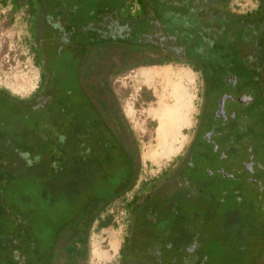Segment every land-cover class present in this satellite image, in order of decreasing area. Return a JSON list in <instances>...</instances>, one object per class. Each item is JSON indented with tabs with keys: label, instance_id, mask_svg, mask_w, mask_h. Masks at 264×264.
<instances>
[{
	"label": "trees",
	"instance_id": "16d2710c",
	"mask_svg": "<svg viewBox=\"0 0 264 264\" xmlns=\"http://www.w3.org/2000/svg\"><path fill=\"white\" fill-rule=\"evenodd\" d=\"M8 1L15 11L24 5L17 0ZM194 1L178 0L184 5ZM255 1L257 6L248 12L221 10L224 22L217 31L196 25L167 26L171 16L165 0H122L112 10L108 23L117 19L134 29L139 37L135 44L108 35L99 42L73 44L65 36L47 35L50 29L58 30V25H46L43 30L38 24L29 23V48L40 69L39 81L27 98L0 88V264H60V258L64 260L62 264H79L87 256L90 228L94 222L97 229L113 225L111 208L119 200L128 218L127 234L119 248L120 263L159 264L156 252L161 246L157 244L161 235L149 229V218L156 210L163 215L173 204L196 202L187 194L180 196L181 201H170L168 196L173 191L169 185L139 181L140 163L131 147L134 142L128 141L132 133L103 72L115 68L118 62L121 69L133 64L175 62L196 71L207 90L224 85L226 77L234 74L251 79L261 92L264 0ZM134 2L137 12L129 7ZM215 2L222 0L208 3ZM148 20L161 25L158 34L140 31V22ZM93 29L100 34L99 29ZM116 44L122 48L117 61L112 59L103 70H91V52L100 55L112 46L118 47ZM75 47L79 51L73 57ZM147 49H155L161 55L152 58L145 54ZM134 51L141 52L142 59L129 63ZM91 73L95 80L91 76L93 80L85 86L82 77ZM261 115L264 121V111ZM19 160L21 169L16 166ZM187 164L182 162L174 173L177 175ZM146 190L145 200L141 201ZM60 217L64 222L58 225L56 219ZM42 222L48 227L47 237L43 235ZM170 237L171 234L161 242L164 247ZM139 238L147 241L142 248L136 244ZM36 240L39 250L34 245L31 251L29 247ZM235 248L233 241H222V264L239 262L245 247L238 252ZM21 249L25 251L24 260L14 255L15 250Z\"/></svg>",
	"mask_w": 264,
	"mask_h": 264
},
{
	"label": "rangeland",
	"instance_id": "374dc122",
	"mask_svg": "<svg viewBox=\"0 0 264 264\" xmlns=\"http://www.w3.org/2000/svg\"><path fill=\"white\" fill-rule=\"evenodd\" d=\"M121 1L17 0L16 3L22 2L24 5L20 11H15L10 1L0 0V88L19 98H27L39 81L40 69L34 64L29 48V23H36L44 30L46 25L56 26L60 19L64 20V26L69 31L65 30L63 34L73 44L99 42L104 35L112 36L117 41L137 43L139 37L134 29L124 28L117 33L113 30L110 34H97L93 29L102 26V22L97 21L100 12L113 17L112 10ZM256 4L254 0H233L230 7L243 13L255 8ZM122 12L125 16L124 9ZM140 27L142 32L151 30L147 25ZM73 50V57H76L79 47ZM121 50V45H118L100 55L91 52L90 69L103 70L112 59L117 61V54ZM142 56L141 52L134 51L129 55L128 62L137 63ZM118 63V66L103 73L131 130L132 138L128 141L134 142L131 147L140 163L139 181L160 179L159 184L169 185L172 195L177 197L185 196L183 188L189 184L197 185L191 189L194 192L191 198L196 202L194 205L190 201L182 206L173 204L163 211L164 216L155 209L148 226L152 232L157 231L161 235L157 244L167 241L177 227L185 232L188 240L197 242L200 247L204 246L205 241L213 239L211 246L206 248L207 252L221 249L223 240L233 241L237 246L235 252H238L242 246L248 248L252 242L264 239V132H253L257 118L261 119L262 115L256 114L257 118H253L250 125L242 120L234 126L231 138L236 140L231 148L224 150L231 163L212 151L207 159L198 163L200 167L204 164L209 168L208 173L202 169L196 172L187 169L178 175L167 173L164 178L161 175L177 163V157L185 151L197 124L202 104L200 75L190 66L175 62L133 64L125 69H121ZM91 76L92 73L82 77L85 86L95 80ZM261 102V97H257L254 104L260 105ZM239 141L248 143L241 146ZM239 157L250 158L253 170L248 172L241 167ZM21 162L19 160L16 164L18 169L22 167ZM221 165L228 174L232 171L234 177L223 176L217 169ZM144 195L145 192L141 194V199ZM111 212L114 214L113 225L97 229L94 222L90 228L87 256L79 264H121L119 248L128 230L127 212L121 200L112 205ZM229 214L231 219L226 220ZM62 222L64 218L56 219V224ZM41 227L44 237H47L48 227L43 222ZM180 241L171 240L172 251ZM34 245L39 250L38 240L32 242L29 247L31 251ZM206 249L203 248L204 251ZM23 252V249L15 250L14 255L24 260ZM63 262L60 258L59 263Z\"/></svg>",
	"mask_w": 264,
	"mask_h": 264
},
{
	"label": "flooded vegetation",
	"instance_id": "af4514ba",
	"mask_svg": "<svg viewBox=\"0 0 264 264\" xmlns=\"http://www.w3.org/2000/svg\"><path fill=\"white\" fill-rule=\"evenodd\" d=\"M165 1L167 2V12L169 13V16H171L169 20L165 21L167 23V26L172 28H179L181 26L191 27L192 25H196L199 27L212 28L219 31V28L223 27L224 22L221 15L219 14L221 10L230 13H239L234 11L230 7V4L233 0H222V2L225 3L215 2L211 4L208 3L209 0H193L194 3L188 5H184L181 2H178V0ZM255 2L257 3V1ZM129 7L132 12L138 11V5L136 2L129 5ZM149 12H151V9H149ZM103 13L104 11H101L99 14V18L97 19V21L102 22V26L97 27L100 33L103 34L108 32L110 34L113 30L114 33H117L124 28L129 29V27L125 26L124 22L122 23L117 19L114 20L113 23H108V18L110 17V15H103ZM149 15L150 14H148V16ZM64 23V21L58 22V30L48 29L49 31L47 35L53 36V34H55L59 38H63L64 31H68V29H66V27L64 26ZM140 23L142 26L147 25L148 27H151L150 31L154 32V35L158 34V28L161 27V25L153 23L151 20L144 22L141 21ZM60 33H62L61 37ZM175 38L176 37L174 35H171L172 41H175ZM145 54L152 58H157L161 55L159 52L155 51V49H147L145 51ZM171 57L176 58V55L171 54ZM201 82L202 104L192 138L189 144L187 145L185 151L179 156L180 158L177 160L178 162L174 164V167H172V169L167 171L168 173L176 172L178 169L177 166H181L182 162L184 161L186 162V164L189 161L191 162H189L187 165H184L183 168L181 167V172L187 169L191 171L193 170L194 172L202 169L203 172L208 173L209 168H207L204 164L202 165V167H200L198 163L207 159L212 151L225 157V159L229 161V158L227 157V154L224 150L231 148L233 146V142H235L236 140L234 138H231L233 136L232 130L234 126H237L242 120L246 121L247 125H250L253 121V118H257L256 114H262V111H264V89L262 90L263 92H260L257 86L252 83L251 79L248 80V78H241L237 75L231 74L226 77L224 85H214L211 90H207V87L205 86V84H203V80ZM226 88H228L229 90H226ZM257 97H261L262 102L260 105L257 104L255 106L254 103ZM261 120L262 119L257 118L258 122L254 127V133L255 130L258 132H256L257 134H259L260 132H264V121ZM216 137H219L218 140H215ZM246 143L248 142L239 141V144L241 146L246 145ZM190 151L191 155L189 154ZM189 156H192L191 160L188 159ZM239 159L241 167H243L246 171L250 172L253 170L250 158L239 157ZM228 163L231 162L229 161ZM217 169L220 170L223 176L225 177L229 175L234 177L233 172L231 171L230 174H228L226 172L227 170L222 165L221 167H217ZM181 172L179 170L178 174H180ZM161 176L163 177L164 174H162ZM159 180H153L149 183H154V186H156L157 184H159ZM202 184L204 183H200V185ZM189 185L183 188V192L185 190V193L188 195L187 198L194 201V198H191L192 193H194L191 189H194L197 185L195 186V183ZM147 191L149 190H146L145 194ZM172 194L169 199L170 201L182 200V196L177 197ZM144 198L140 200H145ZM230 217L231 216L229 214L226 217V220ZM174 232L177 233L175 234ZM174 232L171 233V237L167 243V247H164L163 244H160L161 246H159L158 248L159 251L156 252V255H158V257L156 258L157 263L222 264V257L223 255H225L222 249H211L207 252L206 248H209L211 246L210 243L213 241V239H209L207 242L205 241L204 246L200 247L197 242H190V240H188V237L185 235L184 231H179V229H177ZM173 239H177V241L179 239L181 240L178 244H174V251H172L171 249L173 246V244H171V240ZM146 242L147 241L144 238H139L136 244L140 248H142L145 246ZM206 244L209 245L206 246ZM204 247L206 251L203 250ZM238 261L239 262L236 261V264H264V239L258 242H252L249 248L246 249L245 252L241 253ZM129 264H134V262Z\"/></svg>",
	"mask_w": 264,
	"mask_h": 264
}]
</instances>
